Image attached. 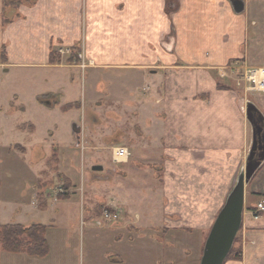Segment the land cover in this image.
I'll use <instances>...</instances> for the list:
<instances>
[{"label":"crops","instance_id":"obj_1","mask_svg":"<svg viewBox=\"0 0 264 264\" xmlns=\"http://www.w3.org/2000/svg\"><path fill=\"white\" fill-rule=\"evenodd\" d=\"M4 1L0 67L71 68L50 64L51 46L78 42L94 61L89 78L95 70L127 72L152 88L156 100L142 97V106L160 138L162 184L157 207L145 214L155 223L133 229L153 231L147 238L162 255H146L151 264H200L187 252V241L194 239L197 249L206 241L245 166L252 141L247 102L264 115V93L239 84L234 74L218 73L228 66L264 67V0H244L241 13L231 0H37L23 3L20 16L13 13L2 26ZM263 198L264 163L246 187L238 233L242 257L225 264H264V213L253 216ZM181 242L186 245L179 249ZM179 251L187 255L177 257ZM9 254L0 244V264ZM116 258L112 262H125Z\"/></svg>","mask_w":264,"mask_h":264},{"label":"rangeland","instance_id":"obj_2","mask_svg":"<svg viewBox=\"0 0 264 264\" xmlns=\"http://www.w3.org/2000/svg\"><path fill=\"white\" fill-rule=\"evenodd\" d=\"M19 1H4L2 26L23 3H37ZM51 50L56 64L71 68L0 67V226L46 225L49 243L43 257L10 253L3 264H151L146 255H162L147 238L153 231L133 226L155 223L145 214L157 207L162 184L160 138L142 106V97L151 104L156 96L133 73L95 70L89 78L80 65L91 59L78 42L52 43ZM116 146L130 149L128 162H113ZM106 211L118 218H104ZM195 236L199 243L201 233ZM237 239L234 249L241 248ZM187 242L200 261L206 241L198 249ZM117 256L125 262H112Z\"/></svg>","mask_w":264,"mask_h":264},{"label":"water","instance_id":"obj_3","mask_svg":"<svg viewBox=\"0 0 264 264\" xmlns=\"http://www.w3.org/2000/svg\"><path fill=\"white\" fill-rule=\"evenodd\" d=\"M231 2L236 12L244 11V0H231ZM246 113L252 127V141L246 163L213 223L200 264H225L243 224L246 187L264 163V115L252 101L247 102ZM73 131L80 133L81 127L74 124ZM93 169L102 170L103 166L94 165Z\"/></svg>","mask_w":264,"mask_h":264},{"label":"trees","instance_id":"obj_4","mask_svg":"<svg viewBox=\"0 0 264 264\" xmlns=\"http://www.w3.org/2000/svg\"><path fill=\"white\" fill-rule=\"evenodd\" d=\"M18 4L21 2L19 0ZM7 4H5L6 6ZM8 22H10L8 20ZM7 22V23H8ZM53 51H50L49 62L56 64L58 61L54 56ZM1 58L7 60V52L5 47L2 49ZM222 86V85H220ZM59 103H55L57 105ZM70 103L68 105H71ZM67 105L64 106V108ZM73 107V106H72ZM69 108V107H68ZM67 109V108H65ZM48 207L47 203H40L39 208L45 210ZM46 225L33 223L30 226H25L21 223H5L0 226V243L3 251L8 253H27L31 256H45L49 252V243L45 237ZM238 242V239H237ZM242 257V249L232 248L227 260H239ZM226 260V261H227Z\"/></svg>","mask_w":264,"mask_h":264},{"label":"built area","instance_id":"obj_5","mask_svg":"<svg viewBox=\"0 0 264 264\" xmlns=\"http://www.w3.org/2000/svg\"><path fill=\"white\" fill-rule=\"evenodd\" d=\"M94 65V61L91 59L88 62L83 61L80 65L83 69L88 68L89 66ZM238 72H241V81H245L248 84V89L251 91H259L264 93V67H225L219 69V75L221 77H229V73L232 75H237ZM239 80L238 83L240 84ZM132 153L130 149L126 146H116L112 150V160L115 163H125L128 162ZM264 213V198L261 199L254 208L253 216L259 218L261 214ZM104 218L109 220L118 218V214L105 212Z\"/></svg>","mask_w":264,"mask_h":264},{"label":"flooded vegetation","instance_id":"obj_6","mask_svg":"<svg viewBox=\"0 0 264 264\" xmlns=\"http://www.w3.org/2000/svg\"><path fill=\"white\" fill-rule=\"evenodd\" d=\"M258 152H260V151H258Z\"/></svg>","mask_w":264,"mask_h":264}]
</instances>
